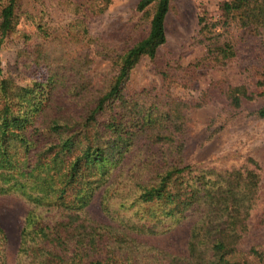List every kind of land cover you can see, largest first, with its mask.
<instances>
[{
  "label": "trees",
  "instance_id": "1",
  "mask_svg": "<svg viewBox=\"0 0 264 264\" xmlns=\"http://www.w3.org/2000/svg\"><path fill=\"white\" fill-rule=\"evenodd\" d=\"M113 1L0 0V52L23 18L33 25V32L21 31L23 37L36 42L21 55L46 69L45 77L21 85L0 67V196L28 204L16 263L264 264V242L243 249L261 190L258 162L218 168L183 161L189 111L207 105L210 91L181 101L170 91L174 76L166 65L159 89L126 92L139 60H153L167 42L165 18L174 0L139 1L136 10L148 31L123 50L104 46L113 53L105 54L111 65L101 86L86 74L91 59L71 55L74 45L99 41L88 22ZM53 2L67 12L62 39L55 37ZM221 10L222 21L199 19L203 60L213 65L236 55L231 41L220 42L218 26L228 19L264 30V0H230ZM53 40L67 50L61 62L47 55ZM258 91L229 86L227 104L238 109L244 99L264 95ZM256 114L264 118V106ZM100 190L108 222L86 212ZM190 217L186 255L137 239L163 235ZM7 237L0 222V264H9Z\"/></svg>",
  "mask_w": 264,
  "mask_h": 264
},
{
  "label": "rangeland",
  "instance_id": "2",
  "mask_svg": "<svg viewBox=\"0 0 264 264\" xmlns=\"http://www.w3.org/2000/svg\"><path fill=\"white\" fill-rule=\"evenodd\" d=\"M139 1L114 0L102 16L88 22L91 34L99 41L87 46L74 45L71 55L82 53L91 59L86 74L96 87L103 84L111 65L105 54L113 52L104 46L123 50L147 33L148 22L136 10ZM226 1L230 0H174L165 18L167 42L153 60L148 57L139 60L130 73L126 92L133 94L146 88L159 89L163 84L161 70L166 65L174 76L169 83L170 91L181 101L189 102L210 91L213 97L207 105L189 111L183 161L199 167L218 168L245 166L248 159L258 162L262 175L261 190L250 221L251 233L243 244V249L248 250L264 242V118L256 114L264 106V95L255 96L253 100L244 99L238 109H233L227 104L225 90L229 86H244L249 93L264 91V30L241 27L228 19V25L218 26L224 34L220 42L231 41L236 55L222 65L205 62V46L198 42L199 19L224 20L221 8ZM64 7L53 2L49 10L55 37L61 39L68 21ZM16 30L19 33L9 34L0 52V67L5 75L22 85L33 78L45 77L46 69L28 64L25 55H21V51L36 42L35 38L26 41L21 33L33 32V25L20 18ZM59 42L53 40L48 45L47 55L53 63L65 59L67 50ZM197 61L200 66H195ZM132 157L133 154L128 156L127 163ZM101 192H96L86 212L93 219L108 222L100 207ZM27 210L28 204L24 200L12 195L0 196V222L8 235L9 264H17L19 237ZM192 221L190 217L163 235H139L137 239L174 254L186 255Z\"/></svg>",
  "mask_w": 264,
  "mask_h": 264
}]
</instances>
